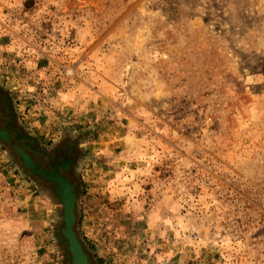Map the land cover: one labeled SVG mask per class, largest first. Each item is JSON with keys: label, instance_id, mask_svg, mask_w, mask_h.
I'll return each instance as SVG.
<instances>
[{"label": "rangeland", "instance_id": "rangeland-1", "mask_svg": "<svg viewBox=\"0 0 264 264\" xmlns=\"http://www.w3.org/2000/svg\"><path fill=\"white\" fill-rule=\"evenodd\" d=\"M0 128V264H72L14 144L91 264H264V0H0Z\"/></svg>", "mask_w": 264, "mask_h": 264}, {"label": "water", "instance_id": "water-1", "mask_svg": "<svg viewBox=\"0 0 264 264\" xmlns=\"http://www.w3.org/2000/svg\"><path fill=\"white\" fill-rule=\"evenodd\" d=\"M0 138L9 144H12L13 138L10 131L0 128ZM13 146L20 155L22 163L26 168L52 184L54 193L63 205V222L60 232L66 239L67 248L71 255V263L91 264L90 256L76 229L78 219L76 210L78 192L75 183H73L70 176L65 173L71 172L73 159L70 158L63 162H59L57 161V156H54L53 159L57 161V164L53 165L50 162L51 168H45L24 148L17 144H14Z\"/></svg>", "mask_w": 264, "mask_h": 264}, {"label": "flooded vegetation", "instance_id": "flooded-vegetation-1", "mask_svg": "<svg viewBox=\"0 0 264 264\" xmlns=\"http://www.w3.org/2000/svg\"><path fill=\"white\" fill-rule=\"evenodd\" d=\"M7 126H9V125H7ZM13 129V128H12ZM13 134H16V131L15 130H13ZM32 148H34V146H32ZM42 151H44V150H42ZM61 152L60 151H58V152H56V155H57V161H59V162H62V161H65V160H67V159H69V158H73V155L69 152V155L67 154V155H65V154H60ZM46 155H44V159L46 160V162H43L41 159H40V164L43 166V167H45V168H51V166H50V162L53 164V165H56L57 163V161H55L54 159H53V157L55 156V154L54 155H52V157H45ZM60 156V157H59ZM56 163V164H55Z\"/></svg>", "mask_w": 264, "mask_h": 264}, {"label": "trees", "instance_id": "trees-1", "mask_svg": "<svg viewBox=\"0 0 264 264\" xmlns=\"http://www.w3.org/2000/svg\"><path fill=\"white\" fill-rule=\"evenodd\" d=\"M57 236H58L59 242H60L62 245H64V249H65V248L67 249L66 239L63 237V235H61V234H57ZM89 249H90V251H92L90 247H89ZM89 249L87 248V252L89 253V256L92 257V254H91V252L89 251ZM68 253H69V252H68ZM68 253H66V254H68ZM67 256H68V255H67ZM97 259H98V262H99V263L103 264V260H102V258H97Z\"/></svg>", "mask_w": 264, "mask_h": 264}, {"label": "crops", "instance_id": "crops-1", "mask_svg": "<svg viewBox=\"0 0 264 264\" xmlns=\"http://www.w3.org/2000/svg\"><path fill=\"white\" fill-rule=\"evenodd\" d=\"M35 222V221H34ZM34 222H33V225H34ZM41 223L40 222H35V227H37L38 225H40ZM19 225V224H17ZM26 226H24L23 228H25ZM22 226H17V230L21 229Z\"/></svg>", "mask_w": 264, "mask_h": 264}, {"label": "bare ground", "instance_id": "bare-ground-1", "mask_svg": "<svg viewBox=\"0 0 264 264\" xmlns=\"http://www.w3.org/2000/svg\"><path fill=\"white\" fill-rule=\"evenodd\" d=\"M60 154H61V153H60ZM55 155H56V154H55ZM68 155H69V154H68ZM59 157H60V156H59ZM56 163H57V162H56ZM56 163H55V164H56Z\"/></svg>", "mask_w": 264, "mask_h": 264}]
</instances>
